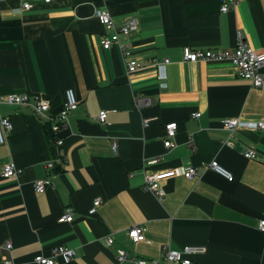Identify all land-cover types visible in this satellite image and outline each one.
Segmentation results:
<instances>
[{"label":"crops","instance_id":"obj_1","mask_svg":"<svg viewBox=\"0 0 264 264\" xmlns=\"http://www.w3.org/2000/svg\"><path fill=\"white\" fill-rule=\"evenodd\" d=\"M229 1L56 0L27 11L23 0L0 4V97L45 100L50 115L61 110L66 89L78 100L69 127L55 138L49 122L29 109L0 104L12 124L0 146V264L6 242L15 264H36L35 256L49 257L60 245L75 255L69 262L58 257L59 264H134L131 258H160L165 246L205 247L192 264H264V235L257 229L264 220V131L240 125L228 133L220 123L264 119V87L239 79L229 62L183 59L184 48L229 50L238 33L264 52V0H240L221 12ZM97 9L116 25L136 21L137 30L119 43L142 70L128 74L118 46L102 48L109 32ZM165 59L161 88L150 64ZM134 94L151 105L137 110ZM101 112H107L104 124L96 122ZM144 118L154 120L144 128ZM170 123L177 129L166 149ZM55 139L63 141L59 148ZM246 150L256 158H245ZM212 161L233 180L208 169ZM8 163L21 170L17 178L1 176ZM185 167L196 169L192 180L181 176ZM173 170L161 201L143 189L145 173ZM43 178L53 184L36 193L33 183ZM96 200L99 207L88 215ZM66 210L73 220L60 223ZM133 226L144 229L145 242L127 237ZM118 249L127 253L121 263Z\"/></svg>","mask_w":264,"mask_h":264},{"label":"built area","instance_id":"obj_2","mask_svg":"<svg viewBox=\"0 0 264 264\" xmlns=\"http://www.w3.org/2000/svg\"><path fill=\"white\" fill-rule=\"evenodd\" d=\"M5 0H0V4ZM56 0H23L22 9L29 10L35 3H50ZM240 0H230L229 4L224 3L220 9L221 12H227L229 5H236ZM95 17L102 23L105 29L109 32L102 40V48L109 50L113 45H117L122 56L125 59L126 68L128 74H133L143 69V66L139 63L132 62L129 59L130 53L119 43L121 36H128L137 30V23L134 19H129L126 22L116 25L109 12L102 9L95 10ZM183 59L186 62H205V61H226L229 62L236 71V75L239 79L249 82L250 86L255 89H261L264 87V74L261 72V68L264 65V52L254 51L243 40L242 36L238 33L236 35V44L229 50H199L193 51L189 48H184ZM169 63V60L165 59L160 62L153 61L151 66L156 68L157 79L160 82L159 86L165 88V73L164 67ZM134 105L137 110L147 108L151 105V99L140 94H134ZM0 104H4L12 107L27 108L37 119L50 124V130L55 136L63 129L68 128L70 121L69 116L78 107V100L72 89H66L64 92V101L61 106V110L57 115H50L49 104L42 99H33L27 94H8L0 97ZM199 113L194 114V118H198ZM107 117V112H101L96 118V122L104 124ZM154 118H144L142 121L143 127H147ZM221 125L228 133L236 130L240 125H244L246 129L252 131H264V119H259L251 122L241 123L237 118H227L221 120ZM177 129L176 123H170L165 125L166 140L163 143L164 148L168 149L172 147V139L175 136ZM12 131V124L6 116L0 115V146L6 144L9 134ZM63 141L55 139V145L59 148ZM113 149L115 147L113 146ZM244 157L247 159L256 158L254 150H246ZM46 169L51 170L54 167V161L47 162L45 164ZM206 167L214 172L223 176L226 180L232 181L233 176L221 168L216 161H212L206 165ZM181 176L188 180H192L197 172L194 167L182 168ZM21 174V170L16 168L13 163L4 164L1 170V176L3 178H17ZM177 175L176 171L159 172V173H145L143 189L152 193L158 200H162L164 191L161 186L162 183L168 179L174 178ZM52 181L49 178H43L36 180L33 183V189L36 193H43L45 190L52 186ZM100 201L93 202L92 207L88 210V215H93L96 209L99 207ZM73 220V216L70 210L60 217L58 220L60 223H70ZM257 229L264 235V220L258 223ZM127 237L134 243L145 242L144 229L141 226H133L127 230ZM104 242L107 246L113 244V238L106 236ZM6 253L2 257V264H15L11 257L12 245L10 242H6L3 246ZM206 251L203 246H185L180 250L170 249L168 246L162 248L160 258L146 259V258H131L134 264H192L191 257L196 254H202ZM75 253L74 250L66 246H55L50 250V256L46 257L42 254H38L34 257L33 261L36 264H59L57 258H61L64 262H69L73 259ZM127 260V253L118 249L116 251V261L121 263Z\"/></svg>","mask_w":264,"mask_h":264}]
</instances>
